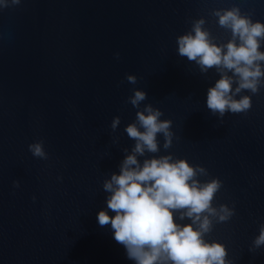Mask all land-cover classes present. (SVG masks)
<instances>
[{
    "label": "water",
    "instance_id": "1",
    "mask_svg": "<svg viewBox=\"0 0 264 264\" xmlns=\"http://www.w3.org/2000/svg\"><path fill=\"white\" fill-rule=\"evenodd\" d=\"M233 5L264 20V0H4L0 264H133L96 212L105 206L103 180L133 143L124 126L135 118L127 98L137 87L146 91L141 107L151 103L172 121L171 145L160 153L222 181L213 204L234 213L212 217L206 238L223 241L233 264H264V245L250 250L264 224V84L243 90L249 109L221 117L205 105L214 67L202 73L176 50V36L201 16L212 39L225 42L230 32L212 9ZM37 139L46 159L28 149Z\"/></svg>",
    "mask_w": 264,
    "mask_h": 264
},
{
    "label": "clouds",
    "instance_id": "2",
    "mask_svg": "<svg viewBox=\"0 0 264 264\" xmlns=\"http://www.w3.org/2000/svg\"><path fill=\"white\" fill-rule=\"evenodd\" d=\"M3 3L0 0V5ZM212 15L230 32L225 42L212 39L201 16L193 20L190 30L176 36V50L202 73L214 67L218 76L206 90L205 105L222 117L226 111L249 109L248 92L255 93L264 84V20L242 13L238 5L214 8ZM126 79L135 83L136 76L127 73ZM145 97L146 91L137 87L127 98L136 108L135 118L124 126L133 143L125 150L118 171L102 182L105 206L96 212L97 223L112 230L113 239L123 246L133 264H233L226 259L223 241L206 238L212 217L225 221L234 213L226 204L219 208L213 204L222 181L215 176L202 180L199 177L207 174L202 165L171 152L160 153L161 147L171 145L172 121L161 118V109L151 103L141 107ZM119 122L120 117L113 116L111 128L115 130ZM158 134L164 137L162 145ZM28 149L33 156L48 157L43 139L30 142ZM13 184L18 185V181ZM262 245L264 224L250 250Z\"/></svg>",
    "mask_w": 264,
    "mask_h": 264
}]
</instances>
